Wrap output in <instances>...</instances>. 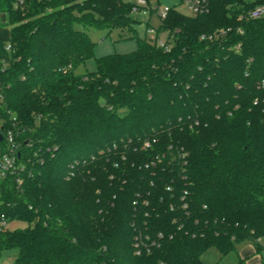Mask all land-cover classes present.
I'll use <instances>...</instances> for the list:
<instances>
[{
    "label": "trees",
    "instance_id": "obj_1",
    "mask_svg": "<svg viewBox=\"0 0 264 264\" xmlns=\"http://www.w3.org/2000/svg\"><path fill=\"white\" fill-rule=\"evenodd\" d=\"M142 1L152 13L162 0ZM209 5L171 8L160 46L125 0H0V159L12 131L23 180L0 179L11 264H205L211 249H262L264 18L241 17L264 0ZM91 28L134 34L137 50L80 73ZM16 221L28 226L5 228Z\"/></svg>",
    "mask_w": 264,
    "mask_h": 264
},
{
    "label": "rangeland",
    "instance_id": "obj_2",
    "mask_svg": "<svg viewBox=\"0 0 264 264\" xmlns=\"http://www.w3.org/2000/svg\"><path fill=\"white\" fill-rule=\"evenodd\" d=\"M140 6L139 0H125ZM140 8V11H134L133 17L139 23L136 25L137 33L139 37H147L150 40L160 39L164 43L169 38V34L165 31H160L157 35L158 28L161 24V19L156 11L149 12L147 6ZM175 8L177 11L191 16L192 13L184 6L182 0H162L160 8ZM146 8V9H145ZM147 24H150V27L147 29ZM88 35L91 37L94 42V56L86 62V65L81 67L79 72H94L97 70V59L113 55V54H127L137 50V41L134 34L129 32H121L119 30H113L110 34L108 31H100L94 28L87 30ZM1 127V126H0ZM6 146V144H4ZM1 154V146H0ZM28 225L23 222H11L5 228L9 230H15L18 228H26ZM1 231V226H0ZM264 242V241H263ZM15 260L14 252H1L0 251V264H11ZM202 260L205 264H232L235 261L234 253L229 256L222 258L221 254L216 249H211L202 256Z\"/></svg>",
    "mask_w": 264,
    "mask_h": 264
},
{
    "label": "built area",
    "instance_id": "obj_3",
    "mask_svg": "<svg viewBox=\"0 0 264 264\" xmlns=\"http://www.w3.org/2000/svg\"><path fill=\"white\" fill-rule=\"evenodd\" d=\"M184 6L192 13L191 16L203 15L209 13L210 5L209 0H182ZM139 5H144L142 0H139ZM171 8H159L157 13L161 20H165L168 17V13L170 12ZM140 11L139 6L134 9V11ZM149 10V9H148ZM253 19V20H260L264 18V6H257L255 9L249 11L247 15L241 17V19ZM226 31L221 30L220 34H224ZM157 43L160 46H164L165 43L160 39H157ZM264 85V82H263ZM7 149L6 152L0 159V179L7 178L11 175L17 176V184L19 187L22 186L23 180L19 176V166H18V159L20 156L19 151V144L16 142L15 135L12 131H8L5 135ZM149 146V143L146 144Z\"/></svg>",
    "mask_w": 264,
    "mask_h": 264
},
{
    "label": "crops",
    "instance_id": "obj_4",
    "mask_svg": "<svg viewBox=\"0 0 264 264\" xmlns=\"http://www.w3.org/2000/svg\"><path fill=\"white\" fill-rule=\"evenodd\" d=\"M0 19L6 22V16L1 15ZM0 37L9 38L10 29L7 27L0 28ZM264 239L261 240L262 249L257 250L253 242H242L236 245L235 261L232 264H264ZM219 252V251H218ZM220 254V253H219Z\"/></svg>",
    "mask_w": 264,
    "mask_h": 264
},
{
    "label": "water",
    "instance_id": "obj_5",
    "mask_svg": "<svg viewBox=\"0 0 264 264\" xmlns=\"http://www.w3.org/2000/svg\"><path fill=\"white\" fill-rule=\"evenodd\" d=\"M3 140V138H2V136L0 135V141H2Z\"/></svg>",
    "mask_w": 264,
    "mask_h": 264
}]
</instances>
